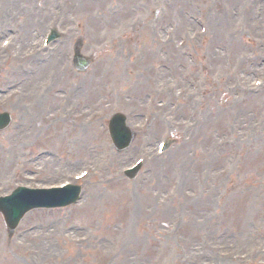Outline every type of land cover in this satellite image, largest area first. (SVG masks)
I'll list each match as a JSON object with an SVG mask.
<instances>
[{
    "label": "rangeland",
    "instance_id": "374dc122",
    "mask_svg": "<svg viewBox=\"0 0 264 264\" xmlns=\"http://www.w3.org/2000/svg\"><path fill=\"white\" fill-rule=\"evenodd\" d=\"M54 1L0 0V16L9 2L13 10L25 9L29 14L34 10L35 20L41 17L45 26L57 5ZM136 1L125 0L121 13L127 10V14L113 31L102 27L107 25L105 12L95 17L101 2L86 0L82 5L88 17L75 19L81 22V31L66 18L72 14L81 18L77 11L66 7H62L66 15L55 11L61 38L52 51L59 58L54 71L60 78L45 83L51 75L37 74L30 99L19 95L13 105L21 97L17 120L27 117L25 111L34 113L35 103L42 102L35 96L45 85L50 96L64 92L63 103L46 108L43 101L38 109L41 131L34 137V141L40 137L38 147L43 141L54 143L52 165L61 170H43L23 184H57L65 174H76L80 167L73 163L81 161L90 162L95 175L80 184L84 198L78 206L33 212L12 238L0 217V264H216L217 257L223 264H249L252 259L264 264V88L252 87L254 78L264 79V0H151L155 6L142 10L136 8ZM148 15L147 24L144 19L139 24L145 23V29L134 27L137 16ZM201 27L206 28L203 39L197 38ZM133 28L140 35L134 36ZM42 29L26 25L24 19L12 24V30L31 35ZM165 36L170 40L164 41ZM78 42L82 54L92 58L86 72L70 65ZM26 62L21 65L30 71ZM90 77H95L96 93L85 87ZM65 107L69 118L74 117L71 134L63 133L66 127L58 122L44 119ZM12 109L7 111L11 114ZM116 114L127 117L137 137L115 157L99 159L100 147L110 146L105 125ZM145 116L150 122L155 119L150 129L143 123ZM12 128L6 130L10 136L0 140L4 145L13 140ZM81 134L96 149V156L87 149V156H74L73 151L82 146ZM166 138L171 144L165 157L146 161L131 180L119 177L120 170L135 159L155 156L156 143ZM241 160L236 175V170L231 177L224 174L228 161ZM117 169L115 183L101 181ZM184 201L205 208L189 211ZM61 219L70 221L74 229L67 242L54 233ZM200 219L208 225L202 226Z\"/></svg>",
    "mask_w": 264,
    "mask_h": 264
},
{
    "label": "bare ground",
    "instance_id": "6f19581e",
    "mask_svg": "<svg viewBox=\"0 0 264 264\" xmlns=\"http://www.w3.org/2000/svg\"><path fill=\"white\" fill-rule=\"evenodd\" d=\"M224 3H226V2H224ZM127 5H128V3H127ZM130 9H131V7H130ZM130 12L131 11L129 10V13ZM226 12L227 11H225V13ZM81 14L83 15V17L85 16V14H83V13H81ZM126 14H127V10H124L123 13H119L118 15H114L112 18H110L107 21V25L104 26V29H106L107 31H110L108 28H111L112 31L113 30H117L118 27H119L120 22L124 19V17L126 16ZM181 23L184 24L183 21ZM144 29H145V27H144ZM133 31H134V34H136L138 30H136V29L133 28ZM138 32H140V31H138ZM152 42L154 43L153 40H152ZM174 64L176 65V62L175 61H174ZM42 72L44 73L45 70H43ZM39 75H41V74H39ZM94 78L95 77H92V78L90 77L89 79H87V82H86V84L88 85V87L90 86L88 91H90L92 93H96V90H97V88L93 87V83H95ZM35 80L36 79L32 80L31 83H33V82L35 83ZM138 81H139V79H138ZM147 85H149V81H147ZM29 86H33V84L32 85H29ZM27 88H34V87H27ZM14 109L18 110V113L22 111V109H20V105H17ZM25 122H26V120H25ZM207 158H208V160L210 162H214V161H211L209 159V157H207ZM12 159H14V157L11 156V154H9V153H7L5 151L4 145H0V167H3V169L0 172V175L2 174V172L5 171V169L8 168L9 164L14 163V161ZM40 161L43 162L46 165L47 168L56 169V167H54V166L51 165V161L47 157L46 158H41ZM183 203H184V208H186L189 211L191 209H193V211H197L199 209L205 208V207H200L197 203H194V202H191L190 203V202H185L184 201Z\"/></svg>",
    "mask_w": 264,
    "mask_h": 264
}]
</instances>
